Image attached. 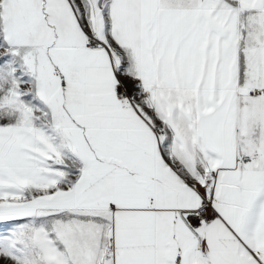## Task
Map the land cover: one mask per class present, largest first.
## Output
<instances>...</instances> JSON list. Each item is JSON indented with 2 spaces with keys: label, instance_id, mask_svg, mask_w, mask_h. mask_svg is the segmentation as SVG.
Instances as JSON below:
<instances>
[{
  "label": "snow or ice",
  "instance_id": "1",
  "mask_svg": "<svg viewBox=\"0 0 264 264\" xmlns=\"http://www.w3.org/2000/svg\"><path fill=\"white\" fill-rule=\"evenodd\" d=\"M0 264H264V0H0Z\"/></svg>",
  "mask_w": 264,
  "mask_h": 264
}]
</instances>
